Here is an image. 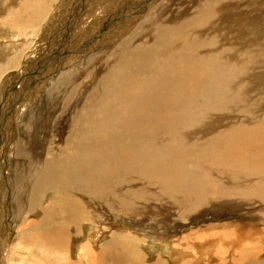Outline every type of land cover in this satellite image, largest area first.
Wrapping results in <instances>:
<instances>
[{
	"label": "bare ground",
	"instance_id": "obj_1",
	"mask_svg": "<svg viewBox=\"0 0 264 264\" xmlns=\"http://www.w3.org/2000/svg\"><path fill=\"white\" fill-rule=\"evenodd\" d=\"M55 1L0 0L6 12L0 24L37 25ZM137 3L130 7L131 0H73L60 8L62 16L50 21V35L42 42L58 43L71 34L67 39L75 41L72 45L77 39L85 44L78 51L94 49L71 54L77 62L69 60V68L81 64L87 74L69 94L76 108L71 126L59 147L55 145L58 149L50 157L40 149L44 157L38 170L15 187L12 197L10 190L5 198L1 192L0 208L8 198L23 250L35 256L31 264H44L41 256L45 264H166L146 256L140 243L152 239V254L162 249L176 262L175 251H191L192 237L202 232L174 239L187 227L179 218L206 207L230 206V200L246 202L257 216L249 225L227 222L216 227L223 237L263 235L254 241L256 246L237 241L222 247L241 259L257 258L250 264H264L258 259L264 252V0ZM122 7L135 16L112 15V9L120 12ZM106 26L110 30L104 32ZM108 34L119 35L114 50L104 39ZM101 39L105 42L99 50ZM54 45L48 43L44 52ZM38 55H33L35 62ZM13 59L7 56L6 61ZM72 75L61 82L70 85ZM12 93L7 95L8 109L17 117L21 103L17 106L20 99L14 101ZM16 117L6 125L11 139L18 135ZM157 209L159 218L152 216ZM148 214L149 221H141ZM212 226L204 230H212L211 237L220 235ZM121 229L129 230L121 234ZM58 252L67 253L63 260Z\"/></svg>",
	"mask_w": 264,
	"mask_h": 264
},
{
	"label": "rangeland",
	"instance_id": "obj_2",
	"mask_svg": "<svg viewBox=\"0 0 264 264\" xmlns=\"http://www.w3.org/2000/svg\"><path fill=\"white\" fill-rule=\"evenodd\" d=\"M56 1H55L54 5L52 6V11L50 12L49 16H48V13L46 14V17L48 16V18L46 19V17H45L44 20L41 19V22L39 21V23L37 24L38 26L34 25L32 23H29V24L26 23V26L25 25H22L23 27L22 26H16L17 27L16 28V27H13L10 25H6L5 22H4V24L6 26L5 25L2 26L0 24V53L3 55L2 56L0 54V94L3 93L2 95H4V96H2V98L0 100V170H2V172H0V180H1L0 181V194H1V192L4 193L3 198H5L7 190H10V197H12V195H11L12 193L16 194L15 187L18 190V187L20 185H22L25 182V180L27 179L28 174H30L32 172H36L38 170V168L40 167L41 161L44 157V156L40 155V149H41V151L44 150L45 152H48V153H46L47 155H45L48 157H50V154H51L50 152L52 151L53 148L58 149V147H59L58 144L61 142L60 138L64 137V135L66 134V131L69 129V126H71V124H72L71 123V116L74 114V111L76 108L75 107L76 104H75L74 100H71V95H69V94L71 92H73L72 89L74 88V86H76L87 74L86 69L82 70V69H84L83 68L84 65L77 64V65H73L71 68H69V66H68V64L70 63L69 60L73 61V62H77L76 61L77 58H75L76 56H73L71 54H73L75 50L78 51L79 47L85 45L82 40L77 39L79 41L77 43H75L74 45H72L75 41H73V40L69 41L67 39V38H70L73 36L70 34V35L66 36V39L64 41H62L60 39L58 43L55 41L54 42H45V43L42 42V40L48 38L50 35V30L48 29V24L50 23V21H52L53 18H54V20H56L60 16H62L60 13H63V12H61V9L63 8V6L68 5V3L70 1H73V0H68V1L67 0H56ZM134 4L135 5L138 4L137 0H131V6L130 7L134 6ZM105 6L106 5H103L101 10H103L105 8ZM115 10L116 9L111 10L112 15H114V16H120V15L121 16L127 15V16H131V17L135 16L134 14H132L130 12L128 13V10H125L124 7H122L120 12L115 11ZM98 11H100V10H98ZM130 11H132V10H130ZM0 13H1L0 17H2V18H0V22H1V20L5 21L6 12L4 10H2L1 7H0ZM107 16H111V15H107ZM111 17H113V16H111ZM127 18L128 17H126V19ZM126 19H124V20H126ZM131 20H132V18H131ZM103 22H107L106 19L103 20ZM63 24H65V26L68 28L71 26V25H69V22H65V20H63ZM66 24L69 26H67ZM34 27H36V28H34ZM102 30L105 32L106 30L109 31L110 28L108 26H106V27H103ZM62 32L64 33V31H62ZM15 34H17L16 38H15ZM129 34H131V33H128V35ZM117 36H119V35H117ZM117 36L112 35V34H108L107 37L104 36L105 40L108 39L107 41H110L111 43H113L110 46L111 50H114L119 45L118 44L119 43V41H118L119 37H117ZM104 39H101V41H99V43H98L99 45L97 46V48H99V50L103 49L102 47H103L104 42H105ZM66 40H68V41H66ZM115 42H117V43H115ZM40 43H41V45H40ZM48 43L51 45L55 44L54 48L49 50V52H47V51L44 52L45 46ZM95 45H97V44H95ZM39 46H42L41 51L37 50V49H39ZM4 48H6V49L8 48L7 51L5 50L6 53L3 50H1ZM91 49H94V47H90L89 49H87L86 52L84 50H83L84 52L83 51L82 52L78 51V52L82 53V55H84V54H87L89 51H91ZM50 51H52V52H50ZM9 52H11V53L12 52H18V53L16 54V56H14V55H12L13 53L11 54ZM35 52H38V54H39L38 60L39 59L40 60L38 62H37V60H36V62L34 60L33 55ZM8 53L11 55H9ZM41 53H45L46 57L43 56V54H41ZM58 53H59V55L61 54V56H59ZM7 56H13L16 58V60L13 59L12 61H6ZM27 60H29V62L26 64ZM57 61H59V62H57ZM52 62H54V63H52ZM75 66H76V68H75ZM87 66L90 67L89 65H87ZM74 68L76 70H72ZM39 69H40V71H38ZM67 69L70 70V72H68ZM77 69H78V71H77ZM36 71H38V73ZM74 71H76V72H74ZM80 71H82V72H80ZM83 71H85V72H83ZM59 72L62 74V76ZM69 73L73 74L71 77H69V78L73 79L72 83H71L72 85L67 84V83H70L69 81H66L65 83L61 82L64 79L66 80V76H64V75H69ZM75 73H77V74H75ZM42 74H43V76H41ZM55 75H57V76H55ZM18 77L21 80H19ZM55 80H56V83H55ZM12 91L14 93V94L12 93V96L16 95V99H14V101L17 99H20L19 101H17V106H19L21 103L20 110H18V112H17V117L15 116L14 112L11 113V111L8 109V103H7L8 102V96H9V93ZM23 95L24 96L27 95L29 97L23 100V98H24V97H22ZM68 102H71V103H68ZM2 103L7 104V106L4 107L3 111L1 108ZM12 106L14 107V105H12ZM54 106H55V108H54ZM10 113H11V116H9ZM7 114H9V115H7ZM15 117H16V121H14L15 130H16V132H18L19 136L17 135V137L15 138V136H16L15 135L14 136L15 139L14 138L11 139V138H9V137H12V136H10V134H11L10 129L7 128V126H8V123L10 125V123L13 122ZM1 118H3V119H1ZM12 129H13V127H12ZM29 131H30V133H29ZM58 135H59V137H58ZM30 137L32 139H30ZM13 139H14V141L11 142V140H13ZM46 143H49V144H46ZM56 144L58 147L55 146ZM50 148H51V150H50ZM1 155H3V157ZM17 158H19V159H17ZM3 164L6 167L4 166V168H3ZM20 164H24L21 171L17 170V167ZM12 176H13V178H12ZM6 201L8 202V204L6 203L7 206L5 205L4 208H0V264H18L20 262H21L20 264H31V261L32 262L34 261L35 256L34 257L32 255L29 256V253L27 254V251L23 250V246H25V243L20 241V239L17 236L19 231H17V227H15V220L13 219V217L10 216L11 212H12V208H10V206H9L10 200H8V198H7ZM229 202L231 203L230 206L225 205L226 207L224 206L223 208L218 207V205L213 206V208L206 207V208L201 209L198 212L192 213V211H191V214L189 215V217L179 218V220H181L182 223H186L185 225L187 227H186V230L183 231L182 233L175 234V236H177L178 238L174 237V239L176 238L178 240H182V238L185 236V234L189 233L190 231L192 233H195L198 231H202V232H200V234L196 235L197 237L196 236L192 237V250L191 251H189V250H187V251L180 250L179 251V249L175 251V253L179 257L180 256H182V257H181V260L179 261L180 258L175 256L176 258L174 261L178 260L180 262V264H183L184 261L187 262V264H189V263L190 264H250V263H254L257 261V258L253 257V258H255L254 259L255 261L253 260V258H252V260H251V258H249V260L252 261V262H249V260L247 258L245 259V257L241 259V256H239V254H238V257H235L234 254L228 253V251L225 252L223 250L222 244H224V243H232L233 244V243L240 242L241 245H244V246H249V247L250 246H256L255 242L256 241L259 242L263 236V235H261V236L257 235L256 233L253 234V232H252L253 236L251 234V236L249 237L250 239L244 238L245 237L244 234H242V235L240 234V238H238L239 235H238V237L233 235V238L229 237V236H228L229 237L228 238L224 235V237L227 238V239H225L222 235L223 232L221 231V229H218L216 226L222 225V224L227 223V222H235V223L239 222L238 224H244L245 223V224L249 225V223L252 220H254V218L256 219V217H257V216L254 217L252 215V210H253L252 208L254 207L253 205L246 203V202H239L236 200H230ZM155 211H156V213H155ZM155 211H154V215H152V216L156 215V217L159 218L160 216L157 215V211H159V209H157ZM117 217H118V215H117ZM148 219H149V214L147 216L144 215V217L141 219V221L147 222V221H149ZM96 223H98V222H96ZM208 224H210V225H208ZM98 225L102 227V224L98 223ZM212 225H214L216 227V230H214L215 233L218 234L219 232H221L222 234L219 233L220 235H217L215 237H211L212 236L211 234H213L214 232H212V230L207 231L204 229H206V227H208V226L213 227ZM260 225L261 224L258 221V224L256 225V227H259ZM215 227H214V229H215ZM110 228H112V227H110ZM110 228L106 229V231L109 230ZM126 230H129V229H121V230H119L120 231L119 233H121V234L125 233V232H127ZM112 231L113 230H111V232ZM138 232H139V230L137 229L136 233H138ZM207 232H208V234H207ZM255 235H257V236H255ZM108 236H110V231L103 235V237H105V238H107ZM159 236H160V234H159ZM161 236H164V235H161ZM103 237L99 240L98 239L96 240L98 243L95 241L97 243V245L94 242L96 246H98L100 244V242L103 240ZM218 238H224L225 242L219 241L220 239H218ZM257 238H259V240H257ZM163 240H165V239H163ZM152 242H153L152 239H146L144 242L140 243L143 246V247L141 246L140 248L143 252H145L146 256L147 255H149V257L156 256L155 260L157 259V257H159L161 260L164 261L163 263L167 262L166 264H170L171 262H173V259L171 258V256L166 254V252H164V250H162V249L157 250L155 255L152 254V252H151L152 251L151 246L153 244ZM157 242H162V240H160V241L158 240ZM20 244L21 245L23 244V245L21 246ZM208 244L211 245L210 247L212 249H208V248H210ZM178 245H179V243H178ZM206 245H208V246L206 247ZM184 246H186L185 240H184ZM73 247H75L74 244H73ZM40 250L45 251L43 248H41ZM256 251H258V250H256ZM16 252H17V254H16ZM18 252L21 255L18 254ZM205 252H207V254H205ZM180 253L182 255H179ZM209 253H210V255H209ZM12 254H13V256H12ZM15 254L17 257L14 256ZM22 254H24V255H22ZM66 254L67 253H65V252H58L55 255L63 260L64 255H66ZM18 256H19V259L20 258L21 259L23 258V259L17 260ZM73 256H74V254H73ZM217 256H219L220 258H215ZM31 257H33V259ZM40 258H41V260H43L42 263L45 264L43 257L41 256ZM236 258L238 259V262L236 261ZM217 259H219V261ZM221 259H223V260L221 261ZM258 259L260 261H264V252L263 251L260 253ZM178 261L173 262L171 264H174V263L177 264ZM179 262H178V264H179ZM184 264H186V263H184Z\"/></svg>",
	"mask_w": 264,
	"mask_h": 264
}]
</instances>
